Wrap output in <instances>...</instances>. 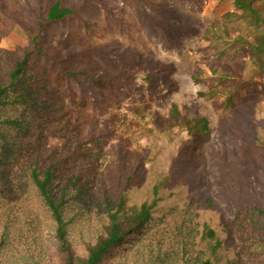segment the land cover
Listing matches in <instances>:
<instances>
[{"label":"trees","instance_id":"obj_1","mask_svg":"<svg viewBox=\"0 0 264 264\" xmlns=\"http://www.w3.org/2000/svg\"><path fill=\"white\" fill-rule=\"evenodd\" d=\"M38 3L37 9L29 10L36 18L25 34L28 46L15 51L0 48V264H264V207L255 203L264 193L254 188L255 172L246 177L251 196L237 215L243 213L245 221L238 226L249 240L242 257L228 254L225 232L231 240L234 233L216 222L221 213L212 197L200 200L195 191L186 194L188 186L202 190L205 182L198 174L180 166L176 172H153L143 179L146 159L126 153L122 159L131 162V174L122 185L108 183L97 171L98 129L127 133L136 126L162 134L182 127L194 140L209 124L203 117L187 118L175 102L164 118L158 112L148 117L147 104H134L126 88L158 98L174 86L171 80L154 85L146 67L129 73L133 84L124 86L120 78L111 80L69 65L43 40L44 26L82 14L86 7L79 0ZM233 4L236 12L226 13L224 23L210 25L205 39L224 41L229 34L223 35L227 31L221 28L238 23L232 41L248 50L251 60L246 66L264 79V0ZM6 5L0 0V15ZM74 55L72 51L70 61ZM154 69L171 72L173 67ZM221 79L237 81L231 71ZM91 83L103 90L95 94L89 90ZM105 90L121 96L122 102L114 99L115 110L100 120L94 109L99 111ZM218 93L226 92L214 88L206 94L212 98ZM146 117V123H139ZM52 137L57 139L54 144ZM119 138L123 150L132 137ZM187 142L174 161L196 168L194 146ZM136 185L142 189L140 201L130 198Z\"/></svg>","mask_w":264,"mask_h":264},{"label":"rangeland","instance_id":"obj_2","mask_svg":"<svg viewBox=\"0 0 264 264\" xmlns=\"http://www.w3.org/2000/svg\"><path fill=\"white\" fill-rule=\"evenodd\" d=\"M80 2L86 7L82 13L84 16L76 14L63 22L44 26L42 38L54 53L68 59L69 65L82 66L93 75L111 80L120 78L119 84L124 86L133 84L129 73H134L138 67H146L151 71L154 85L160 80H171L174 86L166 96L160 94L158 98H152L143 90L139 93L125 87L126 92L133 95L134 104H147L148 117L158 112L164 118L171 103L175 102L187 118L203 117L209 124L194 140L182 127L162 134H151L147 129L143 132L136 126L127 133L118 131L112 134L98 129L101 148L97 171L104 173L108 183L122 185L131 174V162L122 159L126 153L146 159L141 168L143 179H150L153 172L170 169L176 172L180 166L198 174L205 182L200 185L202 190L188 186L186 194L190 196L195 191L200 200L212 197L221 213L215 218L216 222L234 233L231 240L225 232L227 238L223 243L230 249L228 254L236 252L242 256L249 240L238 226L240 221H245L243 213L239 218L237 215L240 207H247V197L251 196L245 184L246 177L255 172L257 186L254 188L256 191L261 188L264 193V79L246 66L251 60L248 50H242L239 43L232 41L238 23L221 28L227 31L223 35L229 34L224 41L205 39L210 25L224 23L226 13L236 12L233 0ZM6 4L7 11L0 15V48L10 51L25 48L29 44L25 34L33 27L36 18L29 10L39 7L38 0H6ZM72 51L76 55L70 61ZM167 64L172 65L171 72L154 69ZM226 71H231L237 78L234 84L221 79ZM91 85L89 90H94L95 94L103 90L95 83ZM231 85L241 88L231 89ZM214 88L222 89L225 95L218 93L210 98L206 93ZM101 97L97 105L99 111L94 110L100 120H105L110 109L115 110L114 99L118 101L121 96L105 90ZM125 105L122 103V107ZM148 117L138 119L139 123H146ZM104 131L107 130L104 128ZM119 135L132 137L123 150L120 149ZM56 141L52 137L50 144ZM186 142L194 146L192 159L198 164L196 168L174 161L180 157ZM132 190L131 200L140 201L142 189L136 185ZM255 203L264 207V198Z\"/></svg>","mask_w":264,"mask_h":264}]
</instances>
